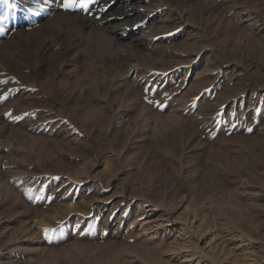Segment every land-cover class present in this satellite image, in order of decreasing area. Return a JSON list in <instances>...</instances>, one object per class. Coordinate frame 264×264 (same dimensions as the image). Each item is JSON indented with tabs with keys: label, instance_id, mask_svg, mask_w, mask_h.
<instances>
[{
	"label": "rangeland",
	"instance_id": "1",
	"mask_svg": "<svg viewBox=\"0 0 264 264\" xmlns=\"http://www.w3.org/2000/svg\"><path fill=\"white\" fill-rule=\"evenodd\" d=\"M79 2L0 0V264H264V0Z\"/></svg>",
	"mask_w": 264,
	"mask_h": 264
},
{
	"label": "snow or ice",
	"instance_id": "2",
	"mask_svg": "<svg viewBox=\"0 0 264 264\" xmlns=\"http://www.w3.org/2000/svg\"><path fill=\"white\" fill-rule=\"evenodd\" d=\"M89 2H90V0H80L79 7L80 8H87ZM76 4H77V0H64L63 7L65 9H71L74 6H76ZM9 6H11V5H9Z\"/></svg>",
	"mask_w": 264,
	"mask_h": 264
}]
</instances>
